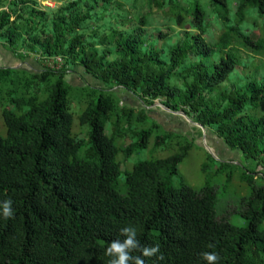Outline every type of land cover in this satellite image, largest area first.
Returning a JSON list of instances; mask_svg holds the SVG:
<instances>
[{
  "label": "trees",
  "instance_id": "16d2710c",
  "mask_svg": "<svg viewBox=\"0 0 264 264\" xmlns=\"http://www.w3.org/2000/svg\"><path fill=\"white\" fill-rule=\"evenodd\" d=\"M124 1L67 0L45 9L39 0H0L3 46L21 61L53 62L38 71L0 66L7 128L0 134V201L11 199L14 209V218L0 215V264H108L105 250L129 226L142 246L158 244L163 253V260L144 257L145 264H207L203 252L217 253L218 264H264V170H257L264 166V76L219 87L254 59L241 57V45L264 47L244 29L264 15V0H208L212 11L202 0H144L148 13L136 16L128 5L137 9L138 0ZM233 5L236 25L228 17ZM154 12L180 28L152 26ZM212 13L222 22L217 40ZM79 69L104 86H75L68 76ZM116 86L149 104L160 99L258 159L241 174L252 187L243 200L246 225L219 218L212 186L173 184L191 142L166 158L139 160L126 171V193L118 190V154L134 146L117 141L150 115L119 101ZM78 96L86 103L78 118L90 127L87 140L73 131ZM156 126L136 132V147L148 146ZM173 134L164 130L160 139Z\"/></svg>",
  "mask_w": 264,
  "mask_h": 264
},
{
  "label": "rangeland",
  "instance_id": "374dc122",
  "mask_svg": "<svg viewBox=\"0 0 264 264\" xmlns=\"http://www.w3.org/2000/svg\"><path fill=\"white\" fill-rule=\"evenodd\" d=\"M202 1L212 11L211 5L207 4L208 0ZM124 2L127 3L126 1ZM234 2L233 0L230 3L233 4ZM41 5L46 9L47 7L54 8L57 4L55 5L54 1L52 4L51 0H48L47 2L44 1ZM137 5V9H132L128 5V8L133 11L135 16L136 14L148 13V6L144 0H138ZM234 7V5L230 7L228 17L230 23L232 22L233 25H236L237 19ZM165 17L166 15H159V13L155 14L154 12L149 15V24L152 26H162L163 29H166V25L168 24L176 29L180 28L174 20H169ZM253 21V26L248 25L244 29L254 41H261L264 45V15L257 13L253 17ZM221 24L222 22L220 19H217L216 13H212L210 30L214 40H217L218 36L223 32ZM241 47L243 49L241 53L242 58L245 60L250 57L254 59H250L247 62L249 64L247 72H245L246 69H243V67H238L236 70L238 73H232L227 81L219 86L220 88L226 87L231 83L243 86L249 78L264 76V47L261 51L250 50V48H244L242 45ZM48 63L51 64L53 62L42 61L39 56H32L26 61H21L0 42V66L12 65L38 71ZM68 77L75 86L83 84L104 86L102 82L86 73L84 69H79L78 72H71ZM9 86L12 87V85ZM115 88L118 89L117 98L119 101H123L124 104L135 110H148L150 115V118L145 123H141L135 119L130 126L132 130L129 136L117 141L122 147L134 146L130 154H127L125 150H122L118 154L117 159L122 162L121 174L117 185L118 190L121 193H126V171L131 170L139 160L166 158L178 152L181 145L191 142L193 144L191 149L179 165L177 174L173 176V184L179 186L185 183L196 189L212 186L218 197L217 213L219 214V218H227V220L237 225H246L247 218L242 213L243 200L250 195L252 187L241 178V174L248 169L252 170L255 168L258 159L247 158L241 152H238L237 149L228 147L223 139L213 132L214 130L211 127H203L200 122L195 121L192 116L183 113V111L169 110L160 99H156L154 104H149L140 95L119 86ZM79 99L80 97L78 96L71 104L72 110L75 111L73 131L79 138L87 140L90 127L89 125H81L78 118V115L84 110L86 103L84 101L79 103ZM1 101L0 99V134L6 136L7 128L4 125L3 117V107L6 103ZM116 112L117 110L114 109L113 113ZM135 114L137 113L135 112ZM154 122L157 123V126L149 139L148 146L136 147V144L142 137L140 133L136 132L148 129L153 126ZM109 124L110 122L107 125L108 134L111 133ZM164 130L175 132V134L167 136L164 141H161L160 136L164 133ZM257 170L263 171L264 166H258ZM255 181L257 183L262 182L260 175H257ZM259 226L264 228V219L260 222Z\"/></svg>",
  "mask_w": 264,
  "mask_h": 264
},
{
  "label": "clouds",
  "instance_id": "9594fccd",
  "mask_svg": "<svg viewBox=\"0 0 264 264\" xmlns=\"http://www.w3.org/2000/svg\"><path fill=\"white\" fill-rule=\"evenodd\" d=\"M12 204L11 199L0 201V215L3 218H14ZM120 235L123 239L112 240L105 250V255L111 258L108 264H145L144 257H156L157 260L164 259L158 244L153 246L141 245L137 239V231L134 227L121 228ZM133 253H139V255H133ZM201 255L207 264H218L220 260L219 255L215 252H203Z\"/></svg>",
  "mask_w": 264,
  "mask_h": 264
},
{
  "label": "built area",
  "instance_id": "2783aa9c",
  "mask_svg": "<svg viewBox=\"0 0 264 264\" xmlns=\"http://www.w3.org/2000/svg\"><path fill=\"white\" fill-rule=\"evenodd\" d=\"M44 1L47 2L48 0H40V2H41L42 4H43ZM53 1H54L55 5H56V4H59V3L63 2V1H67V0H51L52 4H53ZM47 5H48V4H47Z\"/></svg>",
  "mask_w": 264,
  "mask_h": 264
},
{
  "label": "water",
  "instance_id": "95a60500",
  "mask_svg": "<svg viewBox=\"0 0 264 264\" xmlns=\"http://www.w3.org/2000/svg\"><path fill=\"white\" fill-rule=\"evenodd\" d=\"M166 107V106H165ZM166 108H168V107H166ZM169 109V108H168ZM169 110H171V109H169ZM184 113V112H183Z\"/></svg>",
  "mask_w": 264,
  "mask_h": 264
}]
</instances>
